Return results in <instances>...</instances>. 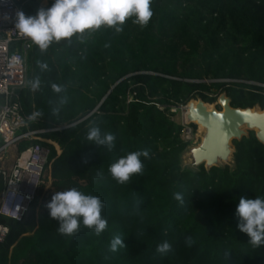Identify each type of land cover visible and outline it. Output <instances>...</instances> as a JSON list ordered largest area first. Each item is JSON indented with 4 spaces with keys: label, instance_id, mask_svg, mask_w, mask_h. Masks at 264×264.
Segmentation results:
<instances>
[{
    "label": "trees",
    "instance_id": "obj_1",
    "mask_svg": "<svg viewBox=\"0 0 264 264\" xmlns=\"http://www.w3.org/2000/svg\"><path fill=\"white\" fill-rule=\"evenodd\" d=\"M151 9L145 27L128 18L121 32L101 27L43 52L32 45L19 102L28 129L49 130L38 138L60 154L50 148L49 194L37 208L39 190L29 220L0 217L8 228L0 264H264V246H252L234 215L240 197L264 198V146L249 132L232 142L233 168L184 170L189 144L166 108L225 94L232 108L264 110V0H152ZM93 124L115 136L111 151L86 139ZM30 143H19L18 153ZM138 150L148 153L142 173L118 184L109 166ZM70 188L103 202L99 236L84 227L61 235L48 218L52 194ZM115 236L125 246L113 252ZM164 241L171 251L161 255Z\"/></svg>",
    "mask_w": 264,
    "mask_h": 264
},
{
    "label": "clouds",
    "instance_id": "obj_2",
    "mask_svg": "<svg viewBox=\"0 0 264 264\" xmlns=\"http://www.w3.org/2000/svg\"><path fill=\"white\" fill-rule=\"evenodd\" d=\"M151 3L152 0H52L50 7L38 9L35 15L17 11L14 28L43 52L53 42L70 40L101 27L121 32L128 18H133L134 23L145 27L153 15ZM40 67L46 69L47 65L42 63ZM39 84V79L33 81L32 89L36 90ZM52 88L57 93L61 91L55 84ZM63 102L62 100L61 103ZM56 111L53 109V114ZM34 115L38 116L40 113ZM86 139L90 144L103 146L111 151L116 138L93 124L87 130ZM147 155L146 150L130 152L112 163L108 171L118 184H125L132 175L142 173L143 163L140 158H146ZM174 199L183 202L181 193H175ZM44 207L48 218L57 222V231L61 235L73 236L84 227L99 236L107 227V220L102 216L104 204L100 198L84 194L76 188L54 192ZM234 215L237 217V229L247 235L252 246H264V198L240 197ZM186 242L190 245L191 238H186ZM124 246L120 236H115L110 241V250L113 252ZM169 251L171 245L167 241L156 246V252L161 255Z\"/></svg>",
    "mask_w": 264,
    "mask_h": 264
},
{
    "label": "built area",
    "instance_id": "obj_3",
    "mask_svg": "<svg viewBox=\"0 0 264 264\" xmlns=\"http://www.w3.org/2000/svg\"><path fill=\"white\" fill-rule=\"evenodd\" d=\"M17 11H23L17 0H0V181L3 183L0 217L24 222L39 190L42 189L43 193L46 189L50 174L49 146L55 150L58 147L38 138L49 130L28 129L30 119L23 114L19 102L20 92L29 86L27 58L34 43L14 28ZM25 45L29 46L27 51L23 50ZM157 107L162 111L165 109ZM171 107H180L186 112V105ZM181 127L180 138L188 143L192 136L191 126L185 124ZM23 141L31 143L18 153V144ZM13 149L16 150V158L9 161L8 154ZM7 234L8 228L0 224V244L4 243Z\"/></svg>",
    "mask_w": 264,
    "mask_h": 264
},
{
    "label": "water",
    "instance_id": "obj_4",
    "mask_svg": "<svg viewBox=\"0 0 264 264\" xmlns=\"http://www.w3.org/2000/svg\"><path fill=\"white\" fill-rule=\"evenodd\" d=\"M28 49V45L23 47L24 51ZM217 105L221 107V111L209 110L200 99L187 103L185 122L203 127L205 134L197 147L187 146L181 154L182 164L185 154L190 153L191 156V162L184 163V170L197 171L200 166L206 171L225 166L233 168L235 149L232 142L247 137L249 132H253L256 140L264 146V110L258 106L232 108L225 94L218 96Z\"/></svg>",
    "mask_w": 264,
    "mask_h": 264
},
{
    "label": "rangeland",
    "instance_id": "obj_5",
    "mask_svg": "<svg viewBox=\"0 0 264 264\" xmlns=\"http://www.w3.org/2000/svg\"><path fill=\"white\" fill-rule=\"evenodd\" d=\"M51 3L49 0H46V5L45 6H42L38 0H34V1H30L24 5L21 6L23 12L26 14V15H35L36 11L38 9H41V8H47V7H50L51 6ZM28 67V66H27ZM209 97H212V95H209ZM198 100V99H197ZM195 100V101H197ZM213 104V105H212ZM207 106H211L213 109H215L216 111H221V107L217 105V99L214 103H211V104H208L206 103ZM169 108V110H175V112H171L169 111V115H170V118L171 120L178 126H181V125H185L187 124L183 118V115L185 113V110L180 107H167ZM188 125V124H187ZM190 127V125H188ZM195 128L193 129L191 127V130H192V136H191V139L190 141L188 142L189 144V148H193V147H197L200 142H201V134H199V126L198 125H194ZM248 133V132H247ZM49 146V145H48ZM50 147V146H49ZM50 148H53L54 147H50ZM56 154L59 155L60 154V151L59 149H56L55 150ZM16 158V150L13 149L12 151L9 152L8 154V160L9 161H14V159ZM182 164V163H181ZM182 167H184V163L182 164ZM50 177V174L48 176V181H47V185H46V189L44 190V192L42 193L41 197L38 199V206L37 208L39 207V205L43 204L44 203V197L47 196L49 193L48 191V188L50 187V183H51V179L49 178ZM37 213V210L35 211V214ZM29 216L26 218L25 221H28L29 220ZM24 221V222H25Z\"/></svg>",
    "mask_w": 264,
    "mask_h": 264
},
{
    "label": "bare ground",
    "instance_id": "obj_6",
    "mask_svg": "<svg viewBox=\"0 0 264 264\" xmlns=\"http://www.w3.org/2000/svg\"><path fill=\"white\" fill-rule=\"evenodd\" d=\"M196 105V104H195ZM213 105V104H212ZM209 110H212L213 108L211 106H207ZM187 112L184 113L183 118L185 119ZM199 134H201L200 138H203V135L205 134V130L203 127L199 126ZM55 146V144H54ZM183 161L186 164H189L191 162V156L190 153H187L183 156Z\"/></svg>",
    "mask_w": 264,
    "mask_h": 264
},
{
    "label": "crops",
    "instance_id": "obj_7",
    "mask_svg": "<svg viewBox=\"0 0 264 264\" xmlns=\"http://www.w3.org/2000/svg\"><path fill=\"white\" fill-rule=\"evenodd\" d=\"M39 3L42 5V6H45L46 5V0H38Z\"/></svg>",
    "mask_w": 264,
    "mask_h": 264
}]
</instances>
